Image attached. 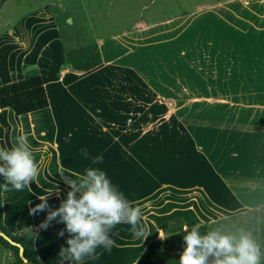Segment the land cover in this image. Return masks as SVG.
Segmentation results:
<instances>
[{"label":"crops","instance_id":"0c3cea01","mask_svg":"<svg viewBox=\"0 0 264 264\" xmlns=\"http://www.w3.org/2000/svg\"><path fill=\"white\" fill-rule=\"evenodd\" d=\"M40 9L46 10L44 3ZM142 27L138 37L136 31L95 37L90 44L99 48L102 63L87 72L67 65L66 51L78 47L60 42L55 61L41 57L44 45L38 61L25 57L0 80V85L18 81L35 68L48 100L47 108L22 116L0 104V149H11L24 135L33 157L39 156V174L29 188H3V224L13 234L35 230L34 247L43 264H60L58 254L61 246L68 247L69 235L58 236L65 225L56 221L41 229L47 213L29 215V210L41 202L40 196H47L51 209L66 199L70 189L61 172L103 170L140 207V223L148 230L143 241L133 238L130 225L117 224L109 233L115 240L111 251L98 247L99 258L81 264H134L150 241L183 231L185 225L264 206V43L257 45L260 56L250 64L237 57L218 58L213 63L199 60L192 68L186 53L176 63L185 67L175 75L174 36L151 41ZM3 28L12 45V29ZM55 38L59 40L57 33ZM18 42L27 51L25 40ZM235 43L214 40L197 48L232 51ZM228 61L229 90L207 87L214 77H207L209 67ZM94 91L97 99L91 96ZM206 113L213 116L201 119ZM82 148L88 150L87 158ZM98 155L103 163L93 164ZM0 264H13L1 243Z\"/></svg>","mask_w":264,"mask_h":264},{"label":"rangeland","instance_id":"374dc122","mask_svg":"<svg viewBox=\"0 0 264 264\" xmlns=\"http://www.w3.org/2000/svg\"><path fill=\"white\" fill-rule=\"evenodd\" d=\"M42 3L46 6L44 11L39 10ZM141 25L148 29L151 41L174 36L177 42L174 41L176 49L171 57L175 62V75L185 67L176 63L186 53L192 68L197 67L199 60L213 63L218 58L230 60L237 57L239 63L243 60L250 64L260 56L261 50H256L257 45L264 43V0H6L3 8L0 5V80L25 57L38 61L44 45L46 52L41 57L55 61L60 42L68 48L88 45L95 37H111L125 32L136 31L133 35L138 37L143 31L139 29ZM4 26L14 33L12 45L11 38L3 31ZM23 39L28 44L27 51L18 42ZM214 40L236 41L235 49L214 51L197 48L200 42ZM176 44H189V48L187 51L178 49ZM226 63L209 67L211 72L207 77H214L207 82V87L229 90L230 64L229 61ZM248 68L250 70L252 66ZM91 96L98 98L95 91ZM185 100L178 102L184 103ZM83 102L80 99V103ZM101 104L105 105L103 99ZM203 116H213V113H206L201 119ZM246 230L256 240L252 231Z\"/></svg>","mask_w":264,"mask_h":264},{"label":"clouds","instance_id":"9594fccd","mask_svg":"<svg viewBox=\"0 0 264 264\" xmlns=\"http://www.w3.org/2000/svg\"><path fill=\"white\" fill-rule=\"evenodd\" d=\"M68 135L70 137L71 133ZM81 155L87 158L88 150L82 148ZM103 159L102 155L95 156L92 163H103ZM38 174L39 168L26 136H19L11 149H0V175L6 180V184L0 187L8 190L10 184L14 190L21 191L29 188ZM60 174L70 189L66 199L61 200L59 207L51 209L47 196H40L41 202L29 210V215L47 213L39 225L41 229L46 230L52 221L65 225L58 233L60 237L65 232L69 235L65 241L68 247L61 246L58 254L60 264H81L85 258L96 260L99 258L96 249L101 246L110 252L115 240L109 233L117 224L130 225L134 239L144 241L149 237L146 226L140 223V207L133 206L135 202L128 201L103 170L86 168L83 175L71 170L67 176L63 172ZM69 176L72 178L69 179ZM199 229V225L193 226L190 231L187 225L184 226L186 247L178 264H261L264 257L262 246L245 228L241 227L232 234L218 229L201 234Z\"/></svg>","mask_w":264,"mask_h":264},{"label":"trees","instance_id":"16d2710c","mask_svg":"<svg viewBox=\"0 0 264 264\" xmlns=\"http://www.w3.org/2000/svg\"><path fill=\"white\" fill-rule=\"evenodd\" d=\"M3 2L4 0H1V3ZM65 58L67 65L79 72H87L102 63L99 48L95 44L69 49L65 53ZM0 104L10 109L16 116L47 108L48 100L38 70L28 68L22 79L0 85ZM33 158L36 163L39 162V156ZM5 184V178L0 175V186ZM2 191L3 188L0 187V231L9 241L0 236V243L9 251L13 264H43L38 259L34 247L36 231L28 230L21 234H13L3 224ZM199 226L201 234H206L213 229L222 232L237 231L241 227L250 229L264 251V206ZM188 229L190 231L192 227ZM184 235V231H180L162 239L150 241L134 264H178L180 254L186 247L183 241ZM20 247L23 249L25 262L19 256ZM69 263L67 262V264ZM261 264H264V257Z\"/></svg>","mask_w":264,"mask_h":264},{"label":"water","instance_id":"95a60500","mask_svg":"<svg viewBox=\"0 0 264 264\" xmlns=\"http://www.w3.org/2000/svg\"><path fill=\"white\" fill-rule=\"evenodd\" d=\"M0 236L9 241V239L1 231ZM19 256L24 262L26 261L23 257V249L21 247L19 248Z\"/></svg>","mask_w":264,"mask_h":264}]
</instances>
